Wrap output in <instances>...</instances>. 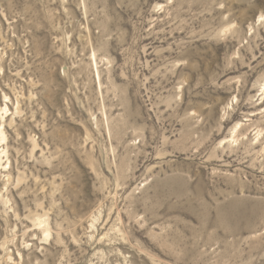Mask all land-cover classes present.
Instances as JSON below:
<instances>
[{
  "label": "rangeland",
  "instance_id": "obj_1",
  "mask_svg": "<svg viewBox=\"0 0 264 264\" xmlns=\"http://www.w3.org/2000/svg\"><path fill=\"white\" fill-rule=\"evenodd\" d=\"M0 264H264V0H0Z\"/></svg>",
  "mask_w": 264,
  "mask_h": 264
}]
</instances>
